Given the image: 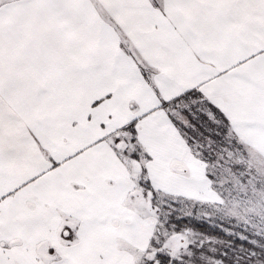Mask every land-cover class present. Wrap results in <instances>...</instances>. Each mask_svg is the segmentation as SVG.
Listing matches in <instances>:
<instances>
[{"label":"snow or ice","instance_id":"snow-or-ice-1","mask_svg":"<svg viewBox=\"0 0 264 264\" xmlns=\"http://www.w3.org/2000/svg\"><path fill=\"white\" fill-rule=\"evenodd\" d=\"M0 264H264V0H0Z\"/></svg>","mask_w":264,"mask_h":264}]
</instances>
